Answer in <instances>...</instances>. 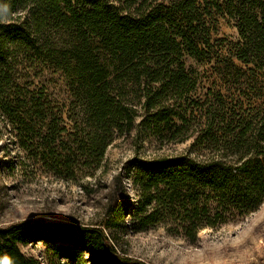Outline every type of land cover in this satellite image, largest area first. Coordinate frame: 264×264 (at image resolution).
I'll use <instances>...</instances> for the list:
<instances>
[{"label":"trees","instance_id":"16d2710c","mask_svg":"<svg viewBox=\"0 0 264 264\" xmlns=\"http://www.w3.org/2000/svg\"><path fill=\"white\" fill-rule=\"evenodd\" d=\"M138 1L126 0V9ZM141 4L137 13H131L110 0H0V116L26 124L30 111L31 118L49 120L38 99L23 97L20 102L22 89L15 85L16 68L11 66L18 58L36 57L42 64L55 65L56 71L63 68L72 78V96L84 106L86 121L102 132L94 137L97 160L112 132L133 128L138 111L124 99L134 87L141 94L139 128L154 136L160 128L176 127L180 117L167 104L193 87L181 59L184 52L203 58L198 44L208 45L204 17L212 11L235 19L236 59L264 71V0H172L138 13ZM57 31L73 36L67 47L58 48L51 34L46 35ZM94 39L104 59L94 52ZM49 130L56 135L53 128ZM249 130L221 139L235 148L232 161L220 153L135 161L127 175L135 200L128 203L126 195L120 201L113 194L107 207L110 217L102 225L108 233L44 219L0 228V264H39L20 248L38 241L71 264H146L121 255L110 230L127 235L162 228L171 237L194 243L201 230L247 216L264 199V118L257 133L250 136ZM201 140L208 146L218 143L213 136L196 139ZM68 161L65 157L66 170L71 168ZM114 186L125 193L120 178H115Z\"/></svg>","mask_w":264,"mask_h":264},{"label":"rangeland","instance_id":"374dc122","mask_svg":"<svg viewBox=\"0 0 264 264\" xmlns=\"http://www.w3.org/2000/svg\"><path fill=\"white\" fill-rule=\"evenodd\" d=\"M110 1L122 12L131 13H137L142 2L138 13H147L172 0H139L130 9H126V0ZM204 19L209 42L198 44L204 51L203 58L184 52L181 59L193 87L185 88L167 104L180 117L176 127L160 128L154 136L150 130L139 128L143 115L138 98L141 94L134 87L124 99L138 111L133 128L112 132L98 160L94 137L102 132H96L86 121L84 106L72 96V78L65 76L63 68L56 71L55 65L42 64L36 57L18 58L11 63L16 68L15 85L22 89L20 102H24L23 97L38 99L49 120L31 118L30 111L26 124L11 123L0 116V228L44 219L101 228L108 233L102 225L110 217L107 207L113 194L120 201L126 195L128 203L135 200L127 179L135 161L201 158L214 153L227 155L228 161L235 159V148L221 139L249 129L248 135L257 133L264 118V71L236 59L234 45L239 35L235 19L215 11ZM50 34L58 48L67 47L73 37L65 31L46 32ZM92 43L94 52L104 59L98 40ZM112 87L121 94L118 84ZM202 136H213L218 143L208 146L203 140L196 141ZM65 157L69 158V170L65 168ZM116 177L126 194L114 186ZM110 233L121 255L146 264H264V199L245 217L201 230L194 243L171 237L162 228L127 235L114 230ZM20 248L39 264H71L54 256L41 241Z\"/></svg>","mask_w":264,"mask_h":264}]
</instances>
